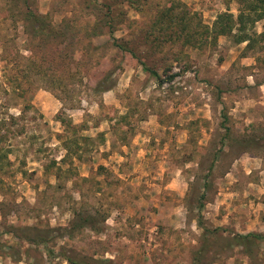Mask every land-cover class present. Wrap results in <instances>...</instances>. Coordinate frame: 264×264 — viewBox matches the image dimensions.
<instances>
[{
    "label": "rangeland",
    "instance_id": "1",
    "mask_svg": "<svg viewBox=\"0 0 264 264\" xmlns=\"http://www.w3.org/2000/svg\"><path fill=\"white\" fill-rule=\"evenodd\" d=\"M248 1L141 0L139 10L127 0H29L47 24L35 38L23 0H0V147L8 152L0 264H73L68 257L83 255L195 264L200 212L209 228L264 232V147L238 142L264 139V40L238 43L235 27L216 43L182 48L151 33L156 13L174 2L212 26ZM101 3L111 16L97 15ZM263 30L264 19L249 33ZM103 80L111 88L99 91ZM89 214L99 230L67 233ZM37 233L49 242L25 238ZM224 242L213 244L209 264H251Z\"/></svg>",
    "mask_w": 264,
    "mask_h": 264
},
{
    "label": "trees",
    "instance_id": "2",
    "mask_svg": "<svg viewBox=\"0 0 264 264\" xmlns=\"http://www.w3.org/2000/svg\"><path fill=\"white\" fill-rule=\"evenodd\" d=\"M97 1V0H96ZM127 2L133 7L141 10V0H127ZM24 5L27 6L28 10L25 15V20L31 27L32 34L35 38H40L39 36H46L47 24L41 18V15L35 12L29 5V0H23ZM113 7L108 3H101L97 7V15L106 12V16H111L113 12ZM264 19V0H255V2H247L244 10L235 18L233 13L224 12L221 13L217 20L214 21L213 25L210 26L202 20L196 12H191L178 2L174 4L166 5L156 13L153 18V25L151 33L155 36V40L167 41L173 39L178 40V45L182 48H187L190 45H196L197 43L202 44L207 42L208 39H212L216 43L217 38L220 35L232 34L234 28H238V33H236V41L238 43L247 42V47H251L255 41L258 39L264 40V30L258 34L249 33V30L254 28L256 22ZM111 28V27H110ZM112 33L113 30L110 29ZM160 33V34H159ZM45 34V35H44ZM156 34V35H155ZM176 34V35H175ZM175 35L176 37H173ZM113 36V35H112ZM116 47L124 52L130 53L134 58H136L143 69L154 76L160 83L164 82V78L159 73L157 68L152 67L148 62L143 59L135 50V48L130 47L127 43L119 42L116 37H112ZM32 60V59H31ZM172 75L171 77H173ZM97 88L99 91L109 90L111 87L107 85L106 81H101ZM224 121L223 128L225 129V135L222 137V146L226 145L231 130L228 127L226 121L227 116L223 113ZM6 122L4 120L0 121V132L3 127H5ZM1 139V133H0ZM238 142L247 143L249 146L250 142L257 145L258 147H264V139H238ZM222 152L223 148L220 149ZM8 158V152L0 147V160H6ZM204 206L203 203L200 204L199 211ZM103 221V220H102ZM101 222V221H100ZM97 223L96 215L89 214L78 223L73 222V226L66 229L69 235L74 232H78L80 228L89 226L92 229L99 230V224ZM197 222L199 226L203 229V234L200 242V246L194 255L195 264H209L210 254L215 250L213 244L218 238H224V246L226 249L233 250L235 247L240 248V251L247 255L251 264H258L262 260L264 251L262 250L261 243L264 241V232L250 231L247 233H239L234 230H230L224 227H213L209 228L205 225L204 217L199 213L197 216ZM228 237H223L225 234ZM27 240L30 242H36L38 244H47L50 237H42L40 233L35 236L26 235ZM49 254L52 252L47 249ZM213 253V255H214ZM262 255V256H261ZM82 261H77L74 258L68 257V261L73 264H115L110 259H97L89 256H81Z\"/></svg>",
    "mask_w": 264,
    "mask_h": 264
}]
</instances>
